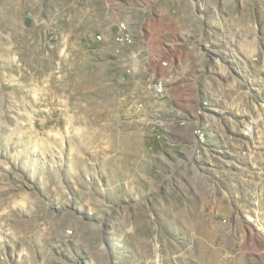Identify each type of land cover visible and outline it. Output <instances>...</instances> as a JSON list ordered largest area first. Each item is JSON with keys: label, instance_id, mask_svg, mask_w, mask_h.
<instances>
[{"label": "rangeland", "instance_id": "1", "mask_svg": "<svg viewBox=\"0 0 264 264\" xmlns=\"http://www.w3.org/2000/svg\"><path fill=\"white\" fill-rule=\"evenodd\" d=\"M0 264H264V0H0Z\"/></svg>", "mask_w": 264, "mask_h": 264}]
</instances>
